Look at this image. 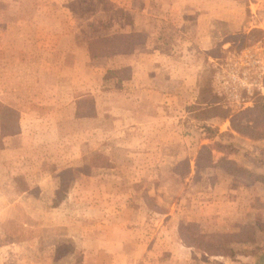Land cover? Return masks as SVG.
<instances>
[{"label":"rangeland","instance_id":"1","mask_svg":"<svg viewBox=\"0 0 264 264\" xmlns=\"http://www.w3.org/2000/svg\"><path fill=\"white\" fill-rule=\"evenodd\" d=\"M129 35L133 50L113 54L119 37ZM154 48L164 57L155 61L159 71L146 94L158 108H129L139 127L119 132L114 125L100 144L101 134L87 135L86 125L65 121L48 132L40 123L34 141L43 142L47 161L19 165L11 156L3 163L0 155V264H73L74 258L79 264L83 250L104 262L91 227L106 237L114 228L122 232L127 264L182 257L185 264H242L264 249V136L219 123L254 101L264 103V0H0V103L38 104L33 85L59 52L68 56L63 65L87 59L99 71L108 64L103 83L117 91V78L130 76L134 60L150 65ZM131 54L132 60L119 58ZM123 88L125 100L132 99L129 85ZM97 92L79 99L75 117L101 118L106 107ZM162 102L171 104L167 114ZM9 108H0L4 125L15 117ZM208 124L215 132L205 130ZM153 134L155 142L143 140ZM27 180L43 188H23ZM183 225L191 228L179 231ZM252 228L256 237L247 241L241 235ZM196 234L202 242L227 236L218 243L223 252L203 254L189 245Z\"/></svg>","mask_w":264,"mask_h":264},{"label":"crops","instance_id":"2","mask_svg":"<svg viewBox=\"0 0 264 264\" xmlns=\"http://www.w3.org/2000/svg\"><path fill=\"white\" fill-rule=\"evenodd\" d=\"M163 36H160V38ZM155 38V41L159 44L160 41ZM159 42V43H158ZM167 42V41H164ZM154 44V45H155ZM162 45V44H160ZM153 53L150 54V65L142 67V64L139 61L133 62V69L130 76H125L124 78H117V82H115L112 86L118 85L121 89L111 87L110 84L107 86L103 83V74L108 70L110 66L108 64L103 70H95L93 68V61H89L91 63V67L88 68V60H82V64L85 67H81L82 64L78 67H75V63H70V60H66L63 65V58L68 57L67 54H63V52H59L58 56H54L50 58L53 62V67L51 70L41 71L38 75L37 80L35 81L32 89L31 99L33 101L39 102L38 104L31 103L29 107L21 105L19 108H15L13 105L2 102L0 103V108L2 107H13L16 109L15 117L13 120L9 121L8 125H4L3 117L0 115V152H1V161L6 163L8 157L14 156L19 163V165H24L27 162L34 161L43 163L47 161L49 156L44 152V144L43 142L34 141L36 137L39 135L40 126L43 125L44 130L48 132L57 131L58 125L63 122H70L75 126L86 125L85 129L87 135L93 136L95 132L101 134V143H108L111 137V129L112 126L117 125L118 131H129L133 126L139 127V122L135 119V114L129 112V108H139L141 104H145L146 107L148 104L149 107L158 108L157 104L153 103L152 100H148L146 93L152 92L151 87L149 86L151 78L153 77L154 72H157L159 69V65L155 66V61L162 59L164 56L161 54V51H156V48L152 49ZM63 54V55H62ZM70 57V56H69ZM123 61L132 60L133 54L120 56ZM74 62V61H73ZM99 73L100 77L97 81H95V74ZM173 75V74H171ZM127 77V78H126ZM113 82V80H111ZM108 82V81H107ZM190 81L187 83L189 84ZM123 85H129V91L131 90L133 95L132 99L125 100V95L121 92H125L127 88H123ZM2 86L0 85V88ZM95 88L99 91L101 90L103 94V105L106 107L101 114V118L85 117V118H77L75 117V112L77 110V104L80 98L83 96H93L95 93ZM129 95V94H128ZM127 96V95H126ZM147 97V99L143 100L142 97ZM118 99V102L114 103V100ZM138 100V101H137ZM144 102H142V101ZM40 103L42 106H40ZM118 103V104H117ZM153 103V104H152ZM163 105L161 107L166 109H171V104L168 102H162ZM215 103L214 105H216ZM157 106V107H156ZM209 107V105H206ZM12 109V108H9ZM41 109V110H40ZM166 114L168 110L165 111ZM156 114V113H154ZM153 114V115H154ZM165 114V115H166ZM77 116V114H76ZM152 115L147 118L150 121L153 120ZM167 120V115L164 118ZM217 118H213L211 121H215ZM218 121V120H217ZM215 121V123H218ZM226 122H230L227 117L222 119L221 124H226ZM41 123V124H40ZM43 132V129H42ZM220 132V131H219ZM31 135L30 137H28ZM99 135V134H98ZM110 135V136H109ZM100 136V135H99ZM147 140L146 137L143 140L155 142L157 136L153 134ZM15 139L20 141L19 145L11 146L9 143L14 141ZM27 140H32L30 143H26ZM264 142V140H262ZM257 142V141H256ZM65 169L71 168L72 166H64ZM75 177L78 175L77 168H74ZM20 172V170H19ZM22 174V172H20ZM31 172L26 170L23 171V176L31 178ZM78 177V176H77ZM60 183V181H59ZM75 183V184H74ZM73 186L77 184V180H75ZM33 186L38 188H43L38 182L27 180L26 183L22 184L23 188L31 189ZM64 187L63 185L57 186L55 189L57 190ZM25 191H22L24 193ZM28 192V190L26 191ZM66 198V197H65ZM65 198H62L61 201L56 202L57 204H61ZM57 199L53 200V204ZM61 202V203H60ZM215 203V202H214ZM42 219V218H40ZM46 219V218H45ZM93 233L94 238H97L99 243H103L100 248L96 249H104L102 252L106 256V260L102 262V260H94L96 254H93V250L90 252L82 251V256L79 258V264H127L131 263L130 259H127V249L130 246H126L125 241H120V235L118 233H122L120 230L114 228L115 235L113 237H106L101 234L99 228L91 227L90 230ZM109 230H107V233ZM122 235V234H121ZM100 237V238H98ZM135 243V240H134ZM62 246V239L55 240L53 247L59 248ZM131 251V250H130ZM108 253V255L106 254ZM102 254V253H101ZM102 254V255H103ZM261 254H264V249L259 253V256L247 255L244 259H240L242 264H264V261L261 260ZM109 256V259H108ZM173 257V255H172ZM183 258V257H182ZM181 259H177L175 261L169 260L164 264H185V261ZM129 260V262H128ZM53 262V261H52ZM51 262V264H52ZM73 264H77L75 258L73 259ZM153 264V263H148ZM158 264V263H156Z\"/></svg>","mask_w":264,"mask_h":264},{"label":"trees","instance_id":"3","mask_svg":"<svg viewBox=\"0 0 264 264\" xmlns=\"http://www.w3.org/2000/svg\"><path fill=\"white\" fill-rule=\"evenodd\" d=\"M129 37H130V35L119 37V40L123 43L119 44L120 45L119 47H121V48H114L113 54L114 53L126 54V53H130L133 50L131 48V46L128 43H126V40H125V38H129ZM214 104L215 103H212L210 105V107L211 108H217L218 107V109H220V106H218L217 104L216 105H214ZM252 113H254V114L258 113L259 115H262L263 117L260 118L259 120L254 118L253 122H252L251 121L252 118H251V116H249V114H252ZM246 115H248V119H246ZM229 121H230L231 129L233 131L238 132L241 135H248L251 138L263 137L264 136V130H261L259 132V130L256 129V127H257V125H263L264 126V103H262L261 99L259 101H254L251 107H247L241 111L233 113L230 116ZM204 128L206 131L215 132V130L212 129L209 124L206 125ZM219 136H221V135H219ZM219 140H221V139H218L217 141H219ZM220 143L221 142H219L218 144H220ZM60 190L61 189H59V191ZM186 228L189 229L191 227L183 225L181 227V229H179V231H182ZM254 231H255L254 228H252V231L250 233L243 232V234L241 236H244L245 238L247 237L246 238L247 241H248V239L252 240L256 237V236L254 237ZM224 237H227V236L222 235V234H213L210 237H208V239L205 240V242H202V241H200V238H202L204 240V238H205L204 235L196 234V235H192L191 240H189V242H187V243L191 246L196 247L197 249H200L203 254H212V253L216 254L218 252H223V250L218 247V243ZM242 239L246 240L243 237H242ZM207 243H211L210 246H206ZM260 256H261V260L264 261V254H261Z\"/></svg>","mask_w":264,"mask_h":264}]
</instances>
